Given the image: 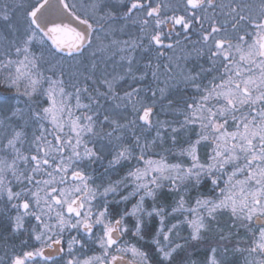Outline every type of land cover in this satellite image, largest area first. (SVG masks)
Returning a JSON list of instances; mask_svg holds the SVG:
<instances>
[{"label": "snow or ice", "instance_id": "1", "mask_svg": "<svg viewBox=\"0 0 264 264\" xmlns=\"http://www.w3.org/2000/svg\"><path fill=\"white\" fill-rule=\"evenodd\" d=\"M0 89V264H264V0H0Z\"/></svg>", "mask_w": 264, "mask_h": 264}, {"label": "trees", "instance_id": "2", "mask_svg": "<svg viewBox=\"0 0 264 264\" xmlns=\"http://www.w3.org/2000/svg\"><path fill=\"white\" fill-rule=\"evenodd\" d=\"M172 2H175V0H172ZM128 31L130 32V33H135L137 30L136 29H134V28H129L128 29ZM124 38H127V37H124ZM67 63V62H66ZM68 68V67H67ZM66 68V69H67ZM65 69V71H67ZM2 89H0V91H1ZM165 118H167V119H171L172 117H161V119H165ZM165 146H167V145H165ZM134 163V162H133ZM127 167V165L125 166V168ZM123 171H124V169H121L120 170V174H123ZM113 178H117V177H113ZM0 207H3V205H0ZM12 215H15V212H12L11 213ZM241 235H243V233H241ZM24 237L23 236H20L19 238H17V239H12V238H9L8 239V241H7V244L9 245V246H11L12 244H15L16 246H17V248H19L20 247V240L21 239H23ZM4 244H5V241L3 240V237L2 236H0V256H3L4 255V252H5V247H4ZM201 258L203 259L204 258V254L202 253L201 254Z\"/></svg>", "mask_w": 264, "mask_h": 264}, {"label": "rangeland", "instance_id": "3", "mask_svg": "<svg viewBox=\"0 0 264 264\" xmlns=\"http://www.w3.org/2000/svg\"><path fill=\"white\" fill-rule=\"evenodd\" d=\"M80 2L86 4L88 2V0H80ZM84 55H85V57H87L88 52H85ZM67 65H68V68L66 69L67 71H65V77H66V79H70L71 73L75 71V61H67ZM1 91H3V90H1Z\"/></svg>", "mask_w": 264, "mask_h": 264}, {"label": "flooded vegetation", "instance_id": "4", "mask_svg": "<svg viewBox=\"0 0 264 264\" xmlns=\"http://www.w3.org/2000/svg\"><path fill=\"white\" fill-rule=\"evenodd\" d=\"M39 258H37V260H38Z\"/></svg>", "mask_w": 264, "mask_h": 264}]
</instances>
